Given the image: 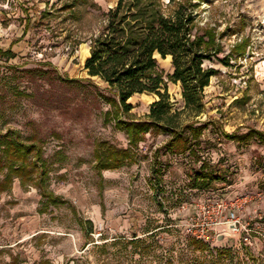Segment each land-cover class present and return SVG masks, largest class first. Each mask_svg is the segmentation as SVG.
Instances as JSON below:
<instances>
[{
    "label": "rangeland",
    "instance_id": "374dc122",
    "mask_svg": "<svg viewBox=\"0 0 264 264\" xmlns=\"http://www.w3.org/2000/svg\"><path fill=\"white\" fill-rule=\"evenodd\" d=\"M117 1L0 0V49L12 52L0 53V181L8 172L2 137L17 131L41 147L48 188L68 201L46 205L35 185L15 177L0 191V264H264V143L239 138L250 128L264 131V0H161L167 14L190 6L193 33L213 30L219 57L230 61L205 62L218 72L195 120L214 121L194 142L195 156L167 152L166 130L130 147L107 101L115 91L85 70L91 38ZM243 41L246 50L234 51ZM157 58L164 75L173 73L171 56ZM168 91L172 112L182 109L181 83L169 82ZM156 99L134 94L120 118L145 119ZM180 119L173 123L188 122ZM98 143L134 155L99 173ZM204 159L225 179L199 189L191 179ZM230 191L248 201L236 230L216 223L217 203ZM190 228L208 240L192 238ZM221 234L227 238L218 240Z\"/></svg>",
    "mask_w": 264,
    "mask_h": 264
},
{
    "label": "trees",
    "instance_id": "16d2710c",
    "mask_svg": "<svg viewBox=\"0 0 264 264\" xmlns=\"http://www.w3.org/2000/svg\"><path fill=\"white\" fill-rule=\"evenodd\" d=\"M195 20L194 11L186 4H180L167 14L163 11L161 0H118L106 14V21L99 32L91 38L90 55L84 68L90 77H99L115 91L114 97H107V101L116 110V126L126 133L129 146L134 149L149 131L166 130L170 132L163 145L167 152L178 154L189 151L195 156L198 150L193 148L194 142L198 141L208 122L214 121L196 125L199 120H195L205 109L204 89L218 72L212 66L206 67L205 62L216 59L228 66L230 61L227 56L219 57L222 48L216 42L213 30L206 28L200 35L197 29L193 33ZM246 45V41L237 43L233 50L244 52ZM0 53L12 54L11 49H0ZM157 55L162 58L171 56L173 73L164 75V71L159 69ZM66 81L79 83V80ZM169 82L181 83L182 87L184 106L174 112V102L168 91ZM95 87L99 89L97 85ZM143 93L157 97L150 105L146 118L121 119V113L129 114L133 107L128 100L134 94ZM182 114L186 115L188 122L179 127L173 121H181ZM224 134L231 140L238 138L236 132ZM18 136L17 131L9 130L2 137L8 172L0 181V191L10 188L14 178L18 177L22 184L31 182L35 185L46 205L68 203L48 188L49 171L41 147L24 143ZM239 138H255L264 143V131L250 128ZM103 146V143H98L96 147L99 173L121 166L134 155L130 147ZM31 154H34L33 161H30ZM3 166L0 163V169ZM221 179H225L224 176L209 168L204 159L199 169L193 172L191 180L194 187L206 189ZM80 222L83 227L86 222L93 225L89 220L80 219Z\"/></svg>",
    "mask_w": 264,
    "mask_h": 264
},
{
    "label": "built area",
    "instance_id": "2783aa9c",
    "mask_svg": "<svg viewBox=\"0 0 264 264\" xmlns=\"http://www.w3.org/2000/svg\"><path fill=\"white\" fill-rule=\"evenodd\" d=\"M247 197L240 196L234 191H230L225 194L217 203V213L216 223L226 224V227L230 230H236L237 224L240 223V220L247 214ZM192 233V236L198 240L207 241L208 237L203 233H198L197 230L190 228L188 230ZM248 237H245L247 240Z\"/></svg>",
    "mask_w": 264,
    "mask_h": 264
},
{
    "label": "water",
    "instance_id": "95a60500",
    "mask_svg": "<svg viewBox=\"0 0 264 264\" xmlns=\"http://www.w3.org/2000/svg\"><path fill=\"white\" fill-rule=\"evenodd\" d=\"M227 238V234H221L218 236V240H222V239H225Z\"/></svg>",
    "mask_w": 264,
    "mask_h": 264
},
{
    "label": "crops",
    "instance_id": "0c3cea01",
    "mask_svg": "<svg viewBox=\"0 0 264 264\" xmlns=\"http://www.w3.org/2000/svg\"><path fill=\"white\" fill-rule=\"evenodd\" d=\"M80 220V219H79ZM87 220H89V219H87ZM84 221H86V220H84ZM89 221H91V220H89ZM92 222V221H91ZM81 223V222H80ZM89 223V222H88ZM93 223V222H92ZM93 229V225L91 226V230ZM92 232V231H91Z\"/></svg>",
    "mask_w": 264,
    "mask_h": 264
}]
</instances>
